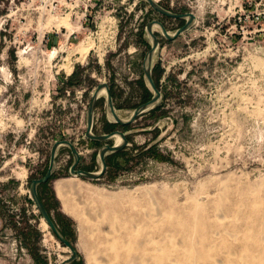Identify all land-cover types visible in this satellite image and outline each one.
Instances as JSON below:
<instances>
[{"label":"rangeland","instance_id":"rangeland-1","mask_svg":"<svg viewBox=\"0 0 264 264\" xmlns=\"http://www.w3.org/2000/svg\"><path fill=\"white\" fill-rule=\"evenodd\" d=\"M156 1L197 16L172 43L154 29L163 96L108 126L103 93L93 131H125L129 145L94 180L71 176L62 146L42 200L78 250L72 264H264V0ZM154 19L172 33L184 20L145 0H0V264L70 255L30 202V181L62 139L81 152L78 168L100 170L88 103L100 82L123 118L151 97ZM63 178L73 181L65 200L53 188Z\"/></svg>","mask_w":264,"mask_h":264},{"label":"water","instance_id":"water-1","mask_svg":"<svg viewBox=\"0 0 264 264\" xmlns=\"http://www.w3.org/2000/svg\"><path fill=\"white\" fill-rule=\"evenodd\" d=\"M154 10L159 12L162 15L167 17H172L176 19H184L185 23L177 28L175 32L169 31L163 22L159 20H151L146 24V32L148 33L151 39V46L145 55V60L143 63V72L145 76V80L147 85L152 91V97L139 104L133 110V113L129 116V118H123L119 113L115 105L114 97L112 95L111 87L107 82H100L94 88L92 93L91 99L88 103L86 109V132L85 137L89 140H93L98 143H102L99 148L98 156L101 163V168L98 171H91L82 168H78L80 161H81V152L75 146V144L68 139H62L55 141L50 150V159H49V166L46 168V172L43 176L39 178H33L29 184V195L31 200L33 201L35 207L37 208L39 214L41 215L42 219L46 222L48 227L50 228L51 232H53L54 236L66 247L70 250V255L59 262L58 264H72L78 257L79 253L76 247L72 244V242L62 233L60 230L59 225L56 223L52 215L50 214L49 210L47 209L44 201L41 198L39 193V187L48 182L54 175L57 168V156L58 150L61 146H67L70 149V152L73 155V162L70 166V174L74 177H79L83 179H100L108 169V162L106 156L108 154L117 153L124 150L129 145V138L128 134L122 130H112L107 133L97 134L93 131L94 129V122H95V111L97 106V100L102 96L103 93L106 94V109L108 113L109 120L112 123L119 124L122 126L130 125L131 123L135 122L136 119L145 111L154 107L163 96L162 91L156 84V81L153 76V61L156 54V51L159 46V37L155 33V27L158 26L161 29L162 34L168 40L175 39L180 34L186 32L187 30L191 29L197 19V16L193 12H185V13H178L171 11V9H167L163 5H161L156 0H145ZM144 131H148V129H144ZM116 137L120 138V142L116 141ZM115 138V139H114ZM110 139H114V143L111 144L108 141Z\"/></svg>","mask_w":264,"mask_h":264},{"label":"crops","instance_id":"crops-1","mask_svg":"<svg viewBox=\"0 0 264 264\" xmlns=\"http://www.w3.org/2000/svg\"><path fill=\"white\" fill-rule=\"evenodd\" d=\"M98 143V142H97ZM62 147V146H61ZM60 147V148H61ZM123 151V150H122ZM111 154V153H110ZM110 154H108L107 156H106V158H107V160H108V158H109V156H110ZM113 154V153H112ZM111 154V155H112ZM109 167V166H108ZM72 182L73 181H71V179L70 178H63V179H60L59 181H57L55 184H54V186H53V188H54V191H55V193H56V195L59 197V199H64L65 197H66V195H67V189L71 186V185H73L72 184ZM40 188V187H39ZM39 193H40V189H39ZM42 196V195H41ZM65 200V199H64Z\"/></svg>","mask_w":264,"mask_h":264},{"label":"flooded vegetation","instance_id":"flooded-vegetation-1","mask_svg":"<svg viewBox=\"0 0 264 264\" xmlns=\"http://www.w3.org/2000/svg\"><path fill=\"white\" fill-rule=\"evenodd\" d=\"M184 23H185V20L182 21V23L179 25V27H181ZM179 27H178V28H179ZM174 32H175V31H174ZM180 35H181V34H180ZM180 35H179L178 37H176L175 39L169 40V42L172 43V42L176 41V40L180 37ZM160 46H161V40H159V46H158V49L160 48ZM158 49H157V50H158ZM173 49H174L175 52H176V51H180L181 49H182L183 53H185V52L188 51V50L186 49V45H182V47H177L178 50L176 49V47L173 46ZM155 67H156V66H155ZM155 67H154V68H155ZM156 72H157V69L154 70V72H153V76H154V79H155L156 84H157V75H156L157 73H156ZM151 97H152V95H151ZM151 97H150V98H151ZM150 98H149V99H150ZM149 99H148V100H149ZM146 101H147V100H146Z\"/></svg>","mask_w":264,"mask_h":264},{"label":"trees","instance_id":"trees-1","mask_svg":"<svg viewBox=\"0 0 264 264\" xmlns=\"http://www.w3.org/2000/svg\"><path fill=\"white\" fill-rule=\"evenodd\" d=\"M109 87H111V86H109ZM111 91H112V95H113V97L115 96V93H114V90H113V87H111ZM113 125H117V124H115V123H112V122H109L108 123V126H113ZM118 153V152H117ZM116 154V153H115ZM107 162H108V160H107ZM108 166H109V162H108ZM42 198V197H41ZM29 200H30V202H32V200L29 198ZM45 203V202H44ZM46 205V204H45ZM47 207V206H46ZM47 209H48V207H47ZM49 210V209H48ZM50 212V211H49ZM51 214V213H50ZM40 217H41V215H39ZM61 231H62V233L69 239V234L65 231V230H63V229H61ZM53 233V232H52ZM54 235V234H53Z\"/></svg>","mask_w":264,"mask_h":264},{"label":"bare ground","instance_id":"bare-ground-1","mask_svg":"<svg viewBox=\"0 0 264 264\" xmlns=\"http://www.w3.org/2000/svg\"><path fill=\"white\" fill-rule=\"evenodd\" d=\"M116 141L119 143L120 142V138L116 137ZM44 221V220H43ZM45 222V221H44ZM46 223V222H45ZM47 225V224H46ZM48 226V225H47Z\"/></svg>","mask_w":264,"mask_h":264}]
</instances>
